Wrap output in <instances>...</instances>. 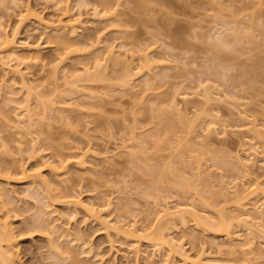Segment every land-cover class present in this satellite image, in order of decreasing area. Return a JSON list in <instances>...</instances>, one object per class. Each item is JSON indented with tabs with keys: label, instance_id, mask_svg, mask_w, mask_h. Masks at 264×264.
Segmentation results:
<instances>
[{
	"label": "rangeland",
	"instance_id": "374dc122",
	"mask_svg": "<svg viewBox=\"0 0 264 264\" xmlns=\"http://www.w3.org/2000/svg\"><path fill=\"white\" fill-rule=\"evenodd\" d=\"M0 22L18 47L0 63V225L15 264H264V221L246 229L228 203L235 182L263 203L264 134L249 128L264 132V0H0ZM112 51L119 65L97 67ZM179 204L214 224L223 211L235 234L158 219ZM155 238L185 256L155 253Z\"/></svg>",
	"mask_w": 264,
	"mask_h": 264
},
{
	"label": "bare ground",
	"instance_id": "6f19581e",
	"mask_svg": "<svg viewBox=\"0 0 264 264\" xmlns=\"http://www.w3.org/2000/svg\"><path fill=\"white\" fill-rule=\"evenodd\" d=\"M63 1H66V0H63ZM168 22H170V20L168 21L167 20V25L166 24H164L166 27L167 26H169L170 25V23H168ZM1 23V22H0ZM2 26H0V56H2V54H6V55H4V57L2 56V58L0 57V63H3V64H5L6 66H8V64L9 63H11L12 61H14L16 58H17V51H18V47L17 46H15V43H14V40H10L9 38H8V35H7V30H6V28H4L5 26H3V24H1ZM226 45H227V43H226ZM224 43H223V46H225V47H227ZM230 44H228V47H231V45L229 46ZM221 49V48H220ZM220 49L218 48L217 50H218V52H220ZM223 49V48H222ZM221 49V50H222ZM224 51H226L225 49H223V52ZM150 54H151V52H150ZM219 54V53H218ZM112 56H113V51L112 52H110L109 53V56L108 57H105V59L104 60H102V61H100L98 64H97V67H101V69H103V67L105 66L104 64L106 63V64H108L107 62H111V63H113V65L114 66H116L118 63H120L119 61H120V59L118 60V58L116 57L115 58V56H113V58H112ZM220 56V55H219ZM143 59H144V61H143ZM142 60V64L143 65H141V69H143V67H144V69L146 68V69H149V70H151L150 69V67L147 65L149 62H150V59H149V53H147L146 55L144 54L143 55V58L141 59ZM104 61V62H103ZM145 64H144V63ZM119 65V64H118ZM237 68V67H236ZM234 69V68H233ZM243 69V68H242ZM88 71L89 70H87V73H88ZM128 72V73H127ZM126 73H125V75H124V78L126 79V81H127V78H132V79H129L130 81L132 80L133 81V77L136 75V73H133V72H130V71H127ZM131 73V74H130ZM245 74V73H244ZM127 81L128 83L130 82V81ZM29 90V94L30 95H33L32 93H33V89H31V88H29L28 89ZM208 91V89H206L205 88V92L203 93V94H201V96L202 97H204V99H205V102L207 101V102H209L210 100H212L213 98L211 97L212 96V94H211V96H209V94L210 93H208L207 92ZM205 93H208L207 95L205 94ZM29 98V97H28ZM211 98V99H210ZM210 99V100H209ZM209 100V101H208ZM28 101V100H27ZM29 103V102H28ZM29 106V105H28ZM176 108H177V106H176ZM26 109V112H27V114H28V118H29V121H30V124H29V127H31L32 126V121H33V119L31 118V115L29 114V110L27 109V107L25 108ZM174 110H175V108H174ZM177 110V109H176ZM179 111V110H178ZM166 113H168V112H166ZM168 117H170V116H168ZM166 118H167V116H166ZM178 118L180 119H178L177 121L179 122H181V125H182V127L183 126H185L186 128H187V126H188V128L189 129H191V126L194 128V126L193 125H195V123H193L194 122V120L192 119V124H189L188 125V123H191V121H188V120H190L189 118H184V117H182V115L181 114H179L178 115ZM250 118V117H249ZM169 120V119H168ZM246 120H248L247 118H246ZM250 121H252V122H250L251 124H253L252 125V127H250L249 128V131L251 132V134L254 136V137H256V138H258V137H261V135L262 134H264V132L263 131H261L260 129H258V127H257V125H255V123L253 122V120H250ZM173 122V121H172ZM178 122H177V124H178ZM213 123V122H212ZM214 124V123H213ZM180 124L178 125V126H181ZM210 125V124H209ZM208 125V126H209ZM174 126V125H173ZM250 126V125H249ZM170 127V126H169ZM185 127L183 128V129H185ZM215 127V126H214ZM168 128V127H167ZM172 128V127H171ZM192 128V129H193ZM211 128V127H210ZM210 128H208L209 130H210ZM212 128H213V126H212ZM246 129H248V126L246 127ZM172 130V129H171ZM190 131V130H189ZM248 132V131H247ZM249 132V133H250ZM250 134V135H251ZM252 138V137H251ZM256 138H253V139H256ZM77 163V162H76ZM79 164V163H78ZM81 165H83L82 163H80ZM79 164V165H80ZM78 165V166H79ZM81 165H80V167H81ZM240 166V168H243L244 170H246L247 169V165H245V164H243V162L241 163L240 162V165L238 164V167ZM170 169V168H169ZM167 170V168L166 167H164V169L162 168L161 169V172L159 171V172H157L158 174L160 173L161 174V177H165L166 175L165 174H167L169 171L171 172V170ZM172 169H173V167H172ZM168 171V172H167ZM169 172V174L171 175V173ZM175 173V172H174ZM172 175H173V173H172ZM199 175V176H198ZM197 175V177H199V179H200V177H202V175L201 174H198ZM159 175H157V177H158ZM159 179V178H158ZM162 179H164V178H161L160 179V181L162 180ZM197 179V182H198V178H196ZM202 179V178H201ZM189 180H191V179H189ZM159 181V182H160ZM164 181V180H163ZM179 181V180H178ZM180 181L181 182H179L177 185H179V187H182L183 185H185L186 186V184H183L182 183V180L180 179ZM192 181V180H191ZM196 181V180H195ZM200 182L202 181V180H199ZM200 182H199V184H200ZM41 183H42V186H45V187H47V183L42 179V181H41ZM185 183V182H184ZM187 184H190V183H193V182H186ZM236 183V182H235ZM233 184V191H234V197L233 198H229L231 201H228V198H226V196L227 195H225L224 197H223V195H224V193L225 194H227L228 192H226V189H223V191H216L215 193L217 194V193H220L219 194V196L221 197H219L220 198V200H222V198H224L225 199V201H223V203H227V201H228V203L229 202H232L233 200H235V206H236V209L237 210H239L240 208H241V212L239 213V214H241V215H237L238 217H236L235 218V216L233 217H231V218H234L235 219V221L237 222V224L238 225H242L243 226V224H244V228L247 226V224H248V222L249 221H256L257 222V224H259V222H261V220H263L264 221V208H263V210L261 209L262 207H264V193H262L263 194V201H261L260 200V202L262 203V204H259L258 205V203H256L257 205H255V203H254V201H253V203H252V205H253V207H252V205H250L249 204V200H253V199H251L252 198V196L254 195L253 193H255V191H254V189H253V191L252 192H250V193H248V194H245L246 192H247V190H244V189H242V190H244V191H240L239 189H237L238 187H236V185L238 184V183H236V184ZM34 184H35V182H34ZM176 185V184H175ZM181 185V186H180ZM193 185V186H192ZM195 185H196V183H195ZM197 185H198V183H197ZM196 185V186H197ZM207 186V185H206ZM254 186V185H253ZM176 187V186H175ZM178 186H177V188H179ZM192 187V188H191ZM193 187H195L194 186V184H190V188L191 189H193ZM184 188H186V189H188L189 191H190V188H189V185H187V187H184ZM208 188V187H207ZM46 189V188H45ZM181 189V188H180ZM209 189V188H208ZM228 189H230V188H228ZM248 189V188H247ZM179 190V189H178ZM183 190H185V189H183ZM196 189H194V191H195ZM207 190V189H206ZM211 190V189H210ZM209 190V191H210ZM208 191V190H207ZM213 191V190H212ZM194 193V192H193ZM212 193V192H211ZM213 193H214V191H213ZM212 193V195H210V197L212 196L213 198H214V194ZM232 193H229V194H232ZM196 194V193H195ZM222 194V195H221ZM228 194V195H229ZM231 196H233V195H231ZM210 197L208 196V199L206 198V196H204V197H202L203 198V200L206 198L207 200H202V202H204L205 204L207 203V205H205L204 204V206H208V202H210L209 203V206H211V205H214L213 203L215 202L216 203V201H218V199H217V195H215V198H216V200H214V202H213V198L212 199H210ZM228 197V196H227ZM251 197V198H250ZM253 198H255V197H253ZM262 198V197H261ZM223 199V200H224ZM209 200V201H208ZM219 200V201H220ZM207 201V202H206ZM217 202V203H219V204H221L220 202ZM248 202V203H247ZM259 202V203H260ZM195 203V202H194ZM78 204V203H77ZM109 205H111V203H109ZM194 205V204H193ZM203 205V204H202ZM216 205V204H215ZM186 205H184V206H182V205H176V206H174V208H170L169 206H165V208L164 209H162L161 210V212L160 213H158V219L159 220H163L164 218H166V219H168L169 220V222L170 223H175V222H179L181 225L182 224H186L187 223V219L188 218H191V220L192 221H194L198 226L200 225V222L201 223H203V225L204 224H206L207 226H209L210 225V223H212L211 225H210V227L213 225V227H212V229H216V230H222L223 232H225L228 236H230V235H232L233 233H234V231H231V228L233 227V224L232 223H230L229 221H230V219L229 220H226V218H224V216H223V214L222 213H224L223 211L222 212H220L221 214H219V223L218 224H214V221H212V219H211V217H209L208 215H205V216H202V215H200V214H198V212L196 211V209H198V208H194V206L193 207H185ZM196 206V205H195ZM249 206H251L252 208H253V210H254V212L255 213H257L255 216L254 215H252L253 213H251L250 212V210H249V208H251V207H249ZM201 210H203L202 208H201ZM207 210V209H206ZM204 211V210H203ZM243 211V212H242ZM239 212V211H238ZM253 212V211H252ZM234 219H231V221L233 220L234 221ZM258 220V221H257ZM109 221H107V223H108ZM107 223H105V224H107ZM264 223V222H263ZM4 224V223H3ZM3 224H1L0 225V264H15V262H14V255H13V253L11 252V249L10 248H12V246H11V244H12V242H13V240H14V238H13V235H12V233L13 232H11V228L10 227H8L7 226V224L8 223H6L5 222V224L3 225ZM104 224V225H105ZM253 224H255V223H253ZM108 225H110V222L108 223ZM108 225L107 226H105V227H108ZM135 225V224H134ZM134 225L132 224L131 226L132 227H130V229H133V227H134ZM256 225V224H255ZM259 225H261V224H259ZM264 225V224H263ZM241 227V226H240ZM109 228H111V226L109 227ZM135 228H136V226H135ZM135 228L133 229V230H135ZM243 228V229H244ZM111 229H113V228H111ZM238 229V228H237ZM246 229H247V227H246ZM252 229V228H251ZM113 230H118L117 228L116 229H113ZM162 230H163V227L161 226V225H159V227H158V229L156 230L157 232H159V233H161L162 232ZM138 231V230H137ZM146 230L144 229L143 230V232H145ZM236 231H238V230H236ZM117 232V231H116ZM139 232V231H138ZM155 232V231H154ZM250 232V229H249V231H247V233H249ZM252 232V231H251ZM119 233V232H118ZM239 233V232H238ZM241 233V232H240ZM235 234V233H234ZM155 236V234L153 233V234H149L148 236H144V237H149V236ZM239 235V234H238ZM237 235V236H238ZM234 236H236V235H234ZM229 238V237H228ZM233 238H235V237H233ZM233 238H232V240H233ZM238 238H239V236H238ZM237 238V239H238ZM239 240V239H238ZM6 244H5V243ZM231 242V241H230ZM233 242V241H232ZM5 244L6 245V248L5 247H2L1 246V244ZM234 244V243H233ZM232 244V245H233ZM4 245V246H5ZM153 247H155V253H161L162 251L161 250H163V248L166 250V253H167V256H170L174 251H176V252H180L179 254H181V253H183V247H181L182 245H180V244H177L176 242H175V240H173V239H169V238H165V239H163V238H155V239H153V241H152V244H151ZM11 246V247H10ZM239 246H242L243 247V244L242 245H239ZM238 246V247H239ZM245 246V245H244ZM249 248H250V246H248ZM247 247V248H248ZM233 248V247H232ZM246 248V247H245ZM56 249V248H55ZM59 248H57L56 250H57V252L58 253H60V254H62L61 253V250L59 249ZM234 249H235V247H234ZM251 249V248H250ZM237 250H239L238 248H237ZM244 250V249H243ZM247 250H249V249H247ZM182 251V252H181ZM235 252H237V251H235ZM249 253V252H248ZM162 254V253H161ZM158 255V254H157ZM182 255V254H181ZM183 256H185L184 255V253H183ZM64 259H67V258H64ZM187 259V258H186ZM185 259V257H184V261L186 260ZM201 260V259H200ZM214 261V260H213ZM222 261V260H221ZM217 262V261H216ZM219 264H221L220 262H218ZM218 263H214V262H208V263H203V261H199L198 262V264H218Z\"/></svg>",
	"mask_w": 264,
	"mask_h": 264
}]
</instances>
